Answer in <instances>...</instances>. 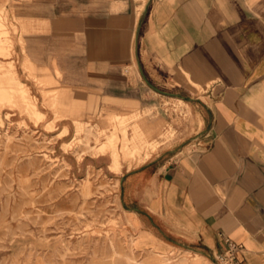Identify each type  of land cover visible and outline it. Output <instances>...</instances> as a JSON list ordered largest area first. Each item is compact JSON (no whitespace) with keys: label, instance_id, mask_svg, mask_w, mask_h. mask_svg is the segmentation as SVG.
I'll list each match as a JSON object with an SVG mask.
<instances>
[{"label":"crops","instance_id":"1","mask_svg":"<svg viewBox=\"0 0 264 264\" xmlns=\"http://www.w3.org/2000/svg\"><path fill=\"white\" fill-rule=\"evenodd\" d=\"M10 1L27 43L35 34L81 31L82 13L58 8L88 6L91 81L112 90L101 94L109 133L94 127L107 145L117 135L119 156L137 164L120 176L119 196L145 264L181 250L199 255L188 264H215L223 236L242 246L244 264H264V0ZM52 92L55 113L84 128L81 112L95 100L79 103L66 88ZM152 95L189 110L191 134L179 147L157 151L161 139L173 136L161 121L107 110L106 104L135 106ZM130 123L140 144L130 145Z\"/></svg>","mask_w":264,"mask_h":264},{"label":"rangeland","instance_id":"2","mask_svg":"<svg viewBox=\"0 0 264 264\" xmlns=\"http://www.w3.org/2000/svg\"><path fill=\"white\" fill-rule=\"evenodd\" d=\"M16 5L10 0L0 5V264H145L119 196L120 176L137 164L119 156L123 145L117 135L109 145L99 137L110 128L101 94L112 90L91 81L88 6L58 8L81 12V31L35 34L27 43L23 19L11 16ZM46 76L55 83H41ZM53 88H66L79 103L95 100L81 112L84 128L51 108ZM106 105L120 114L141 112L147 122L170 128L173 136L161 139L157 151L179 147L191 134L186 128L191 115L181 102L152 95L135 106ZM128 133L130 145L142 142L136 123L128 125ZM192 255L181 250L149 264H188L199 256Z\"/></svg>","mask_w":264,"mask_h":264},{"label":"built area","instance_id":"3","mask_svg":"<svg viewBox=\"0 0 264 264\" xmlns=\"http://www.w3.org/2000/svg\"><path fill=\"white\" fill-rule=\"evenodd\" d=\"M224 247L214 256L215 264H244L243 260L238 257L242 246L227 236L222 238Z\"/></svg>","mask_w":264,"mask_h":264}]
</instances>
